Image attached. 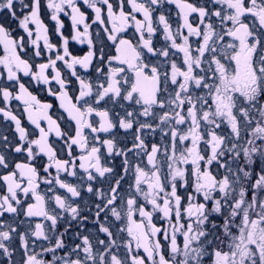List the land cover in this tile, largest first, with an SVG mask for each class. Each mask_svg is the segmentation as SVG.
<instances>
[{
    "label": "snow or ice",
    "instance_id": "1",
    "mask_svg": "<svg viewBox=\"0 0 264 264\" xmlns=\"http://www.w3.org/2000/svg\"><path fill=\"white\" fill-rule=\"evenodd\" d=\"M0 264H264V0H0Z\"/></svg>",
    "mask_w": 264,
    "mask_h": 264
}]
</instances>
